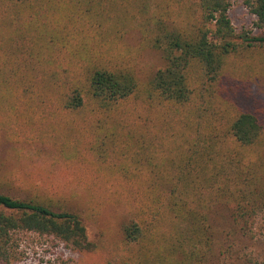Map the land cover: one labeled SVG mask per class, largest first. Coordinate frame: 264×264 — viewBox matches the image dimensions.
Instances as JSON below:
<instances>
[{
  "label": "trees",
  "instance_id": "16d2710c",
  "mask_svg": "<svg viewBox=\"0 0 264 264\" xmlns=\"http://www.w3.org/2000/svg\"><path fill=\"white\" fill-rule=\"evenodd\" d=\"M234 1L0 0V141L54 145L79 168L89 206H101L95 181L114 188L100 203L123 199L129 214L120 240L93 242L72 198H15L0 184V264L15 261L20 232L98 264H206L217 207L253 236L264 219V102L242 71L264 72V0H240L253 17L240 30ZM132 31L161 55L151 77L123 44ZM237 254L264 264L249 248Z\"/></svg>",
  "mask_w": 264,
  "mask_h": 264
},
{
  "label": "rangeland",
  "instance_id": "374dc122",
  "mask_svg": "<svg viewBox=\"0 0 264 264\" xmlns=\"http://www.w3.org/2000/svg\"><path fill=\"white\" fill-rule=\"evenodd\" d=\"M229 16L236 30L251 28L253 17L241 5L240 0L233 2ZM123 44L133 52L136 63L132 65L140 77H151L162 67L161 55L157 51L141 46L136 32H130ZM242 76L252 77L250 90L255 97L264 102V72L257 73L255 70L250 74L245 69L242 71ZM224 80H228L226 84L234 85L229 77ZM89 159L90 165L93 163V166L89 168H92V171L102 166L101 163L95 161V158ZM77 171L79 168L66 165L60 149L50 143H26L18 139L13 140L12 143L0 141V184L6 185L3 187V192L11 193L10 195L15 198L23 197L29 192L31 194L55 192L62 198H72L71 205L85 217L84 222L89 241L102 239L109 243L117 242L122 238V228L129 218L123 199L119 202L107 200L100 203L99 196L104 197L102 195L104 194L109 198L112 194L113 197L114 188L113 193H108L101 184L94 181L96 185L92 184L88 187L90 189L88 191H92L91 198H95L101 206L99 209H94L90 205V208L89 193L77 181ZM211 219L215 239L206 264H241L237 260V252L245 247L253 250L264 260V231L260 229L264 219H257L251 233L253 236L246 237H241V233L235 230V225L229 221L223 207L215 208ZM11 244L15 254L13 264H98L96 256L66 248L53 237L20 232L14 234Z\"/></svg>",
  "mask_w": 264,
  "mask_h": 264
}]
</instances>
